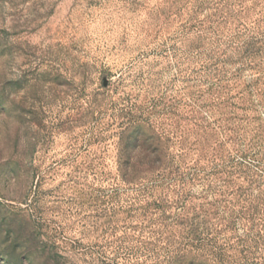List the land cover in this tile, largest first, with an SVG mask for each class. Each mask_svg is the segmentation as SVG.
Wrapping results in <instances>:
<instances>
[{
    "label": "rangeland",
    "instance_id": "374dc122",
    "mask_svg": "<svg viewBox=\"0 0 264 264\" xmlns=\"http://www.w3.org/2000/svg\"><path fill=\"white\" fill-rule=\"evenodd\" d=\"M0 264H264V0H0Z\"/></svg>",
    "mask_w": 264,
    "mask_h": 264
}]
</instances>
